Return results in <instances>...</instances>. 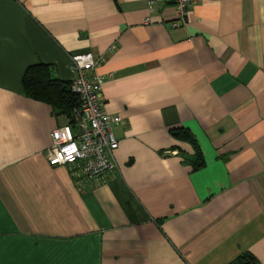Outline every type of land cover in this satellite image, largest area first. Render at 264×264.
Segmentation results:
<instances>
[{
  "label": "crops",
  "instance_id": "crops-1",
  "mask_svg": "<svg viewBox=\"0 0 264 264\" xmlns=\"http://www.w3.org/2000/svg\"><path fill=\"white\" fill-rule=\"evenodd\" d=\"M175 19L164 0H0V264H264V0H197ZM87 52L120 118L102 178L48 163L65 120L21 87L38 63L71 81Z\"/></svg>",
  "mask_w": 264,
  "mask_h": 264
},
{
  "label": "built area",
  "instance_id": "built-area-1",
  "mask_svg": "<svg viewBox=\"0 0 264 264\" xmlns=\"http://www.w3.org/2000/svg\"><path fill=\"white\" fill-rule=\"evenodd\" d=\"M146 1L151 11L153 0ZM164 1L174 7L176 19L171 25L175 27L185 24L186 12L197 0ZM145 20L149 22L150 18L146 17ZM104 60V56L95 57L89 52L70 56L71 66L75 70L70 89L79 97L80 106L74 109L70 122L65 121L50 131L51 143L46 152L49 164L70 165L83 177L89 178H102L116 165L113 151L118 142L112 125L118 123L120 118L103 109L100 95L102 78L91 74Z\"/></svg>",
  "mask_w": 264,
  "mask_h": 264
},
{
  "label": "trees",
  "instance_id": "trees-1",
  "mask_svg": "<svg viewBox=\"0 0 264 264\" xmlns=\"http://www.w3.org/2000/svg\"><path fill=\"white\" fill-rule=\"evenodd\" d=\"M21 87L25 96L48 104L54 114L65 121L72 120L74 109L80 106L79 97L70 89V81L53 77L48 65L43 63L28 65L21 77ZM170 135L176 140L188 143L193 148V154L188 159L193 170L204 165V158L194 134L186 127L178 126L169 129ZM163 218L155 219L159 226ZM160 227V226H159ZM255 264V259L248 253H243L229 264Z\"/></svg>",
  "mask_w": 264,
  "mask_h": 264
},
{
  "label": "snow or ice",
  "instance_id": "snow-or-ice-1",
  "mask_svg": "<svg viewBox=\"0 0 264 264\" xmlns=\"http://www.w3.org/2000/svg\"><path fill=\"white\" fill-rule=\"evenodd\" d=\"M64 151H65V152H67V151H68V149H67V148H65V149H64ZM69 158H71V157H69Z\"/></svg>",
  "mask_w": 264,
  "mask_h": 264
},
{
  "label": "water",
  "instance_id": "water-1",
  "mask_svg": "<svg viewBox=\"0 0 264 264\" xmlns=\"http://www.w3.org/2000/svg\"><path fill=\"white\" fill-rule=\"evenodd\" d=\"M250 261H247V264H249Z\"/></svg>",
  "mask_w": 264,
  "mask_h": 264
}]
</instances>
